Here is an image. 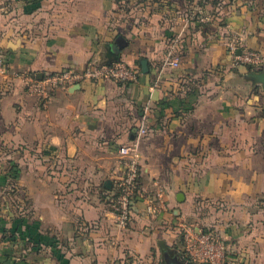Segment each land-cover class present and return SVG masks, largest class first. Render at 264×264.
<instances>
[{"label": "crops", "instance_id": "1", "mask_svg": "<svg viewBox=\"0 0 264 264\" xmlns=\"http://www.w3.org/2000/svg\"><path fill=\"white\" fill-rule=\"evenodd\" d=\"M199 3L215 21L186 20ZM225 24L264 55V0H0V264H183L184 223L227 264H264V85L233 65ZM113 60L138 80L43 100L14 75ZM123 146L167 206L138 201L126 228L105 200Z\"/></svg>", "mask_w": 264, "mask_h": 264}, {"label": "built area", "instance_id": "2", "mask_svg": "<svg viewBox=\"0 0 264 264\" xmlns=\"http://www.w3.org/2000/svg\"><path fill=\"white\" fill-rule=\"evenodd\" d=\"M126 2V1H125ZM122 5L125 4L122 2ZM190 22L209 23L215 21V17L208 14L200 3L195 5L185 15ZM223 37L227 49L232 56L235 67L246 66L255 71L264 70V55L261 52L251 50L244 41L241 33L234 31L229 24L223 25ZM180 60L175 57L171 65L178 67ZM0 71H5L4 59L0 57ZM26 92L43 100L49 99L58 89H69L77 83L85 81L114 83L135 82L139 78V72L125 61H117L110 64L92 66L85 70L65 69L53 74H47L43 78L22 75ZM146 135L147 130L141 129ZM122 156L121 171L115 178L114 188L106 197V204L114 214L117 224L126 228L132 221V211L138 201H145L151 216L156 217L166 209L165 193L160 189L154 193H148L141 184V154L136 148L123 146L120 149ZM184 241V256L192 264H227L228 247L215 232L204 229L194 224L184 223L181 226Z\"/></svg>", "mask_w": 264, "mask_h": 264}, {"label": "water", "instance_id": "3", "mask_svg": "<svg viewBox=\"0 0 264 264\" xmlns=\"http://www.w3.org/2000/svg\"><path fill=\"white\" fill-rule=\"evenodd\" d=\"M117 61H119V60H113V61H110L107 64H110V63H113V62H117ZM141 63L143 65L144 72H147L148 71L147 60L144 59V60L141 61ZM251 75L254 76L261 84L264 85V70H262V71H253V73ZM111 184H112L111 180H108L105 183L106 187H111ZM181 260L183 261V264H192L191 262L187 261V259L185 258L184 255L181 256Z\"/></svg>", "mask_w": 264, "mask_h": 264}, {"label": "rangeland", "instance_id": "4", "mask_svg": "<svg viewBox=\"0 0 264 264\" xmlns=\"http://www.w3.org/2000/svg\"><path fill=\"white\" fill-rule=\"evenodd\" d=\"M0 157H2V156L0 155Z\"/></svg>", "mask_w": 264, "mask_h": 264}]
</instances>
